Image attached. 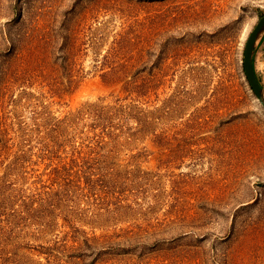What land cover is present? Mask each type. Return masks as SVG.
I'll return each instance as SVG.
<instances>
[{
	"label": "rangeland",
	"instance_id": "1",
	"mask_svg": "<svg viewBox=\"0 0 264 264\" xmlns=\"http://www.w3.org/2000/svg\"><path fill=\"white\" fill-rule=\"evenodd\" d=\"M263 14L0 0V264H264Z\"/></svg>",
	"mask_w": 264,
	"mask_h": 264
},
{
	"label": "water",
	"instance_id": "2",
	"mask_svg": "<svg viewBox=\"0 0 264 264\" xmlns=\"http://www.w3.org/2000/svg\"><path fill=\"white\" fill-rule=\"evenodd\" d=\"M263 34L264 14L258 19L257 23L252 28L245 40L242 53V69L251 91L253 92L256 100L264 109V91L255 76L252 63L255 44Z\"/></svg>",
	"mask_w": 264,
	"mask_h": 264
},
{
	"label": "trees",
	"instance_id": "3",
	"mask_svg": "<svg viewBox=\"0 0 264 264\" xmlns=\"http://www.w3.org/2000/svg\"><path fill=\"white\" fill-rule=\"evenodd\" d=\"M131 109V108H130ZM119 110H122V108H120Z\"/></svg>",
	"mask_w": 264,
	"mask_h": 264
}]
</instances>
